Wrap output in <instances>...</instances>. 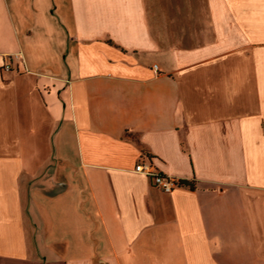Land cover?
<instances>
[{
    "label": "crops",
    "instance_id": "0c3cea01",
    "mask_svg": "<svg viewBox=\"0 0 264 264\" xmlns=\"http://www.w3.org/2000/svg\"><path fill=\"white\" fill-rule=\"evenodd\" d=\"M0 264H264V0H0Z\"/></svg>",
    "mask_w": 264,
    "mask_h": 264
},
{
    "label": "built area",
    "instance_id": "2783aa9c",
    "mask_svg": "<svg viewBox=\"0 0 264 264\" xmlns=\"http://www.w3.org/2000/svg\"><path fill=\"white\" fill-rule=\"evenodd\" d=\"M19 60L23 61L21 53H17L7 59L5 64L3 65V71H11L12 70V61ZM135 172L141 175L148 177L153 185L165 193H171L176 188L181 187L180 180L166 176L162 174L152 163L149 157H142L135 166Z\"/></svg>",
    "mask_w": 264,
    "mask_h": 264
},
{
    "label": "trees",
    "instance_id": "16d2710c",
    "mask_svg": "<svg viewBox=\"0 0 264 264\" xmlns=\"http://www.w3.org/2000/svg\"><path fill=\"white\" fill-rule=\"evenodd\" d=\"M188 183L186 182H181V186H187ZM191 189H194V186L193 185H189Z\"/></svg>",
    "mask_w": 264,
    "mask_h": 264
}]
</instances>
